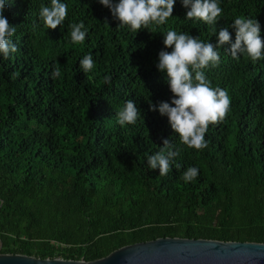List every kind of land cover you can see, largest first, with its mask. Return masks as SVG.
I'll return each instance as SVG.
<instances>
[{
  "label": "trees",
  "instance_id": "16d2710c",
  "mask_svg": "<svg viewBox=\"0 0 264 264\" xmlns=\"http://www.w3.org/2000/svg\"><path fill=\"white\" fill-rule=\"evenodd\" d=\"M50 2L13 0L4 12L19 51L0 56V253L89 262L166 237L264 243V60L233 59L225 44L219 65L204 69L231 104L209 125L202 151L149 111L173 98L156 68L159 52L172 51L163 45L168 30L215 45L227 28L234 42L232 22L246 17L264 40V0H219L215 30L187 19L176 0L165 24L136 33L119 28L99 0H61L68 15L47 29L40 7ZM81 22L86 39L73 44L70 26ZM87 55L95 66L84 72ZM129 99L143 118L121 126L117 113ZM163 139L180 154L160 176L147 160ZM189 167L199 173L185 182Z\"/></svg>",
  "mask_w": 264,
  "mask_h": 264
},
{
  "label": "clouds",
  "instance_id": "9594fccd",
  "mask_svg": "<svg viewBox=\"0 0 264 264\" xmlns=\"http://www.w3.org/2000/svg\"><path fill=\"white\" fill-rule=\"evenodd\" d=\"M13 0H0V56L7 60L10 54L19 51L12 37L16 27L12 26L4 12ZM176 0H99V3L108 8L112 16L119 23V28L128 26L131 31L137 32L150 25H163L172 17ZM182 5L189 9L186 18L196 19L207 25H214L222 14L219 0H181ZM68 15V7L61 0H51L50 6L41 5L40 17L47 29H57ZM71 42L82 44L87 36V29L83 22L72 24ZM235 29V40L227 28H221L216 35L217 43L214 45L203 42L198 37L188 33H177L168 30L163 39L164 48H172L171 52L160 51L156 68L166 75L167 84L173 98L170 101L149 103V111L158 112L167 117L168 123L179 138L182 145L202 151L208 147L205 134L209 125H217L224 121L230 110V97L225 89L212 87L206 77L204 69L209 66L217 67L220 63L219 48L230 44L227 53L233 59L246 55L251 61L264 60V40L260 36V25L256 19L237 17L231 25ZM215 30V27H214ZM84 72L91 71L95 64L91 55L80 61ZM52 75H61L59 65L55 67ZM105 83L110 77L104 78ZM118 123L121 126L134 125L143 116L133 100L125 102L119 110ZM163 146L159 151L148 157L147 163L151 170L159 169V175L169 173L171 162L180 154L179 149L170 139H163ZM180 167L179 164L176 165ZM199 173L196 167H189L182 176L185 182L194 180Z\"/></svg>",
  "mask_w": 264,
  "mask_h": 264
},
{
  "label": "water",
  "instance_id": "95a60500",
  "mask_svg": "<svg viewBox=\"0 0 264 264\" xmlns=\"http://www.w3.org/2000/svg\"><path fill=\"white\" fill-rule=\"evenodd\" d=\"M0 264H264V243L166 237L126 245L89 262L0 253Z\"/></svg>",
  "mask_w": 264,
  "mask_h": 264
}]
</instances>
